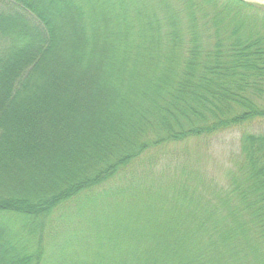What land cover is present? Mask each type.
<instances>
[{
    "label": "trees",
    "instance_id": "obj_1",
    "mask_svg": "<svg viewBox=\"0 0 264 264\" xmlns=\"http://www.w3.org/2000/svg\"><path fill=\"white\" fill-rule=\"evenodd\" d=\"M53 1L57 13L77 12L88 54L100 37L113 40L104 74L120 91L111 100L119 128L75 158L79 167L29 190L0 174V226L10 235L0 236V258L9 245L22 251L19 264H264V3ZM51 3L0 0V91L10 108L29 100L55 48ZM234 129L237 151L211 174L206 146Z\"/></svg>",
    "mask_w": 264,
    "mask_h": 264
},
{
    "label": "rangeland",
    "instance_id": "obj_2",
    "mask_svg": "<svg viewBox=\"0 0 264 264\" xmlns=\"http://www.w3.org/2000/svg\"><path fill=\"white\" fill-rule=\"evenodd\" d=\"M46 1L52 2L51 11L56 13L55 48L33 77L29 100L21 97L10 108L0 91V107L5 105V116L12 123L7 143L1 148L5 150L3 155L11 159L6 162L7 166L0 165V174L11 172L16 181L27 184V190L28 185L50 181L53 175L79 167L75 158L90 152L91 145L118 132L119 128L117 119L111 117L116 107L111 100L118 101L115 97L120 91L110 85L104 74L106 63L113 57L110 53L113 40L110 36L100 37L93 53L88 54L77 12L69 9L57 13L55 2ZM59 1L67 6L71 3ZM101 30L102 34L105 30L108 32L106 28ZM240 136V130L234 129L218 134L209 142L206 146L209 156L204 164L211 174L222 175V167H226L231 153L239 147ZM3 231L4 227L0 226V236L4 233L8 240L9 233ZM8 246H3L6 251L2 252L0 264H19L15 259L21 257L22 251L10 250Z\"/></svg>",
    "mask_w": 264,
    "mask_h": 264
},
{
    "label": "water",
    "instance_id": "obj_3",
    "mask_svg": "<svg viewBox=\"0 0 264 264\" xmlns=\"http://www.w3.org/2000/svg\"><path fill=\"white\" fill-rule=\"evenodd\" d=\"M258 1H261V2H263V3H264V0H258Z\"/></svg>",
    "mask_w": 264,
    "mask_h": 264
}]
</instances>
